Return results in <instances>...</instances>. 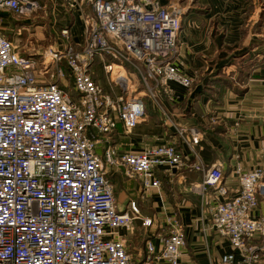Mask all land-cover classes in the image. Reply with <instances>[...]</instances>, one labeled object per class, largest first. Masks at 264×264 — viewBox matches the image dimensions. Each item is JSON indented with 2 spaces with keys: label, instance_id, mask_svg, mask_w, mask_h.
I'll return each instance as SVG.
<instances>
[{
  "label": "built area",
  "instance_id": "obj_1",
  "mask_svg": "<svg viewBox=\"0 0 264 264\" xmlns=\"http://www.w3.org/2000/svg\"><path fill=\"white\" fill-rule=\"evenodd\" d=\"M85 1L90 12L82 13L80 48L65 42L24 54L0 32V264H133L121 230L131 232L136 218L149 226L153 217L141 216L132 199L124 209L118 206L106 164L139 179L143 189L160 186L158 170H202L195 187L212 186L220 195L210 212L211 227L239 252V258L223 254L220 264H252L256 249L264 250V214L252 215L262 166L243 170L237 163L238 185L226 186L221 164H188L174 141L136 150L112 143L118 126L128 133L145 118V97L166 114L164 101L174 98L170 81L192 86L194 78L175 63L181 9L175 0ZM37 6L36 0H0V10L15 15ZM60 34L68 37L69 29ZM95 56L118 92L92 75ZM114 62L124 66L123 74L114 73ZM177 130L189 144L198 141L196 133ZM166 227L158 234L159 247L146 240L138 264H179L184 224L172 217Z\"/></svg>",
  "mask_w": 264,
  "mask_h": 264
},
{
  "label": "crops",
  "instance_id": "obj_2",
  "mask_svg": "<svg viewBox=\"0 0 264 264\" xmlns=\"http://www.w3.org/2000/svg\"><path fill=\"white\" fill-rule=\"evenodd\" d=\"M36 1L43 9L44 21L33 32L35 40H43L42 46L59 47L71 42L80 48L84 41L82 13L90 12L86 1L80 0L74 5L67 0ZM175 5L182 12L175 63L194 82L185 88L170 81L174 98L164 101L166 114L145 97V118L128 133H123L118 126L112 134V143L121 150H136L159 141H174L186 163L221 164L223 183L237 186L234 172L237 163L243 170L257 166L264 169V0H175ZM3 12L9 11L0 10V32L15 41V34L30 23L5 17ZM31 13L22 16L27 18ZM63 27L69 29L68 37L60 34ZM14 29L16 33L12 32ZM94 62L92 75L106 90L118 92V86L104 70L103 61L99 72ZM231 72L240 81H218ZM71 93L75 95V91ZM179 127L186 134L196 133L198 141L189 144L182 140ZM102 146L103 143L98 144L101 154ZM156 175L160 179L157 188L143 189L140 180L133 177L123 184L132 193L131 197L125 194L135 201L141 216L153 217L149 226H143L136 218L131 232L121 230L132 253V263L138 264L143 258L146 240L152 239L159 247L158 234L167 231L166 222L172 217L179 219L185 228L179 264H220L221 256L228 252L239 258L228 237L211 227L210 212L220 195L212 186L205 190L195 187L202 181L203 171L183 166L168 173L158 170ZM112 182L116 184L115 177ZM257 199V206L252 210L255 217L264 214V174ZM118 206L124 209L126 204L118 202ZM259 240L255 238L253 242L259 244ZM256 252L258 257L252 264H264V250L257 248ZM158 264L166 263L160 260Z\"/></svg>",
  "mask_w": 264,
  "mask_h": 264
},
{
  "label": "rangeland",
  "instance_id": "obj_3",
  "mask_svg": "<svg viewBox=\"0 0 264 264\" xmlns=\"http://www.w3.org/2000/svg\"><path fill=\"white\" fill-rule=\"evenodd\" d=\"M177 2L179 0H176ZM192 2H194V0H192ZM181 9V8H180ZM190 9H193L192 6L190 7ZM43 14V9H41L40 5H38L36 7V9L30 14L28 15L27 18H24L22 15H15L13 13H9L10 18H17V19H25L28 20L27 24L30 23V25L28 27H22L21 30H19V34H15V42L17 44L18 50L22 53H35L36 51H43L45 49H47V46H42L41 44L43 43V40L39 39L35 40V36L34 33L35 29H40V25H42V21H44V18L41 17V15ZM182 12L180 14V18H181ZM33 27H35L33 29ZM14 33H16L17 31H12ZM39 33V32H38ZM33 38V39H32ZM29 40H32L33 42L31 43ZM95 68H97V72H99L100 70L102 71V63H101V58L99 56H95ZM239 66V65H238ZM135 78V77H134ZM222 81V82H235V81H240L238 76L233 74L231 72V74H228L226 76H222L220 78H218V81ZM69 81L68 87H70L71 85V80H67ZM211 81V80H210ZM144 100H146V98H144ZM108 168V169H107ZM106 169L108 170V176L113 180V178L115 177V185H114V190H115V194H116V198H117V202L119 203H124L127 204V201L125 202V198L129 195L130 197L132 196V193H130V191L126 188H124V183L126 182V179H130L128 178L123 170L121 168H116L115 166L106 164ZM123 188V191H121V189ZM119 191H121L119 193ZM125 193H129L127 196ZM127 199H129L127 197Z\"/></svg>",
  "mask_w": 264,
  "mask_h": 264
},
{
  "label": "bare ground",
  "instance_id": "obj_4",
  "mask_svg": "<svg viewBox=\"0 0 264 264\" xmlns=\"http://www.w3.org/2000/svg\"><path fill=\"white\" fill-rule=\"evenodd\" d=\"M113 66H114V73L116 70H118L120 74H123L124 66L120 62H114Z\"/></svg>",
  "mask_w": 264,
  "mask_h": 264
},
{
  "label": "trees",
  "instance_id": "obj_5",
  "mask_svg": "<svg viewBox=\"0 0 264 264\" xmlns=\"http://www.w3.org/2000/svg\"><path fill=\"white\" fill-rule=\"evenodd\" d=\"M10 13V12H9ZM9 13L8 12H3V14H4V16L5 17H8L9 16ZM109 177V176H108ZM110 178V177H109ZM111 179V178H110ZM111 181H113L112 179H111Z\"/></svg>",
  "mask_w": 264,
  "mask_h": 264
}]
</instances>
